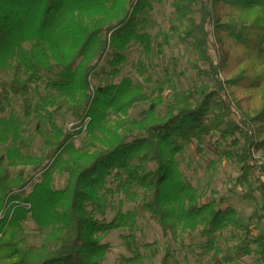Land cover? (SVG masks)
<instances>
[{
  "label": "trees",
  "instance_id": "1",
  "mask_svg": "<svg viewBox=\"0 0 264 264\" xmlns=\"http://www.w3.org/2000/svg\"><path fill=\"white\" fill-rule=\"evenodd\" d=\"M154 1L0 0V71L9 77L0 80V264H103L110 245L101 238L118 231H128L129 255L119 264H148L159 243H139L134 210L101 219L106 196L139 204L165 238L201 225L205 238L230 223L247 231L183 169L188 145L205 138L216 147L204 167L209 187L227 159L256 180L264 212V0H173L170 33L191 49L200 79L168 95L171 79L153 85L152 61L165 52L150 32ZM133 48L137 77L103 85L121 76ZM66 104L69 132L55 120ZM31 224L50 232L36 243ZM248 235L227 264H264V236ZM214 248L210 240L204 252ZM161 264L181 263L167 252Z\"/></svg>",
  "mask_w": 264,
  "mask_h": 264
},
{
  "label": "rangeland",
  "instance_id": "2",
  "mask_svg": "<svg viewBox=\"0 0 264 264\" xmlns=\"http://www.w3.org/2000/svg\"><path fill=\"white\" fill-rule=\"evenodd\" d=\"M151 30L158 41L164 44V54L152 61L151 69L154 78V86L159 87L167 79H171V85L164 83L165 94L175 91H185L193 87L200 79V72L195 67V57L191 53L189 46L182 42L178 35L170 33V26L174 20L173 0H156L153 2V12L151 14ZM164 36H169L170 43L165 44ZM139 49L133 48L129 52V59L125 63L122 74L116 80L104 79L102 84L109 85L112 81L116 84L121 83L125 78L137 77L136 65L140 57ZM9 78L0 71V80ZM97 81H94L96 84ZM149 95V93H148ZM145 105L140 106L136 113L144 110ZM55 120L66 132L74 126L70 105L56 114ZM85 121L83 131H86ZM204 144L194 141L188 145V155L191 159L190 166H183L187 176L192 179L195 186L201 188L202 194L210 198L217 197L218 200L225 201L223 209L232 207L237 211V219L240 220L246 230L237 228L234 223H230L225 229L215 233L210 238L201 235L204 226L201 225L195 232H184L181 227L178 229L177 237H164V233L146 214L139 204L126 202L122 207L115 196H106L105 206L99 212V217L106 221H111L120 208L124 211L134 210L138 214V238L139 243H159V254L151 257L147 254L148 264H161L162 258L167 252H172L181 264H227L225 257L233 255L236 247L244 246V241L249 237L264 236V212L260 211V198L258 193L251 192L256 189V180L249 178L248 182L241 179V172L236 165L227 159H223L219 166L214 183L209 187L207 177L204 174V167L209 158L216 157V147L213 146L211 139L205 138ZM80 140L75 141L79 145ZM42 143L38 137L35 141V155L41 153ZM199 149H202L199 150ZM259 163L264 164L263 156H258ZM55 186L62 188L66 182V176L55 170ZM264 180V178H263ZM50 232V228H40L36 224H31L28 234L34 242L42 241ZM128 231H118L109 235L102 236L103 244H109L110 249L104 259L103 264H119L123 256H129L122 241V235H127ZM213 240L215 248L212 252H204L208 242ZM253 249L255 247L253 246ZM256 257H246L232 264H255Z\"/></svg>",
  "mask_w": 264,
  "mask_h": 264
}]
</instances>
